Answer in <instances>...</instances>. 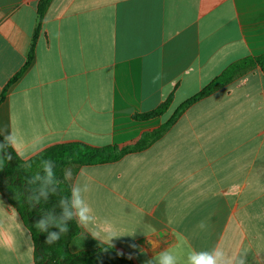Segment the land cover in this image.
Masks as SVG:
<instances>
[{"label":"crops","instance_id":"0c3cea01","mask_svg":"<svg viewBox=\"0 0 264 264\" xmlns=\"http://www.w3.org/2000/svg\"><path fill=\"white\" fill-rule=\"evenodd\" d=\"M40 1L0 0V134L19 140L23 160L68 142L132 145L228 65L264 54V0H50L10 82ZM72 173L95 216L72 252L112 245L145 264L154 251L183 261L219 245L264 264V71L194 103L144 150ZM0 264H35L1 192Z\"/></svg>","mask_w":264,"mask_h":264},{"label":"trees","instance_id":"16d2710c","mask_svg":"<svg viewBox=\"0 0 264 264\" xmlns=\"http://www.w3.org/2000/svg\"><path fill=\"white\" fill-rule=\"evenodd\" d=\"M49 2L50 0H41L38 3V26L32 38L28 61L10 82H14L22 74L33 57L42 18ZM256 68L264 71V54L231 63L206 87L204 86L198 93L182 102L174 115L160 128L143 134L132 145L122 148L115 145L95 147L83 142H68L51 146L28 160H23L10 147L5 146L3 150H0V192L20 215L31 234L35 264H135L130 256L112 245H101L88 251L72 252L71 242L81 232L75 220L67 221L69 231L57 242L51 245L45 243L47 233L38 232L34 225L41 219L52 223L62 216L64 212L62 200L69 198L71 192L64 169L69 164L83 166L116 162L127 154L144 150L161 138L188 107ZM5 91L6 89L0 97V103L4 99ZM170 102L171 99L153 113L135 117L149 119L158 116L165 112ZM3 144H5V138L0 134V145ZM6 155H10L11 159L5 158ZM46 166L51 167L54 172L50 181L46 178L44 171ZM50 231L58 232L59 229L52 227Z\"/></svg>","mask_w":264,"mask_h":264},{"label":"clouds","instance_id":"9594fccd","mask_svg":"<svg viewBox=\"0 0 264 264\" xmlns=\"http://www.w3.org/2000/svg\"><path fill=\"white\" fill-rule=\"evenodd\" d=\"M18 143L19 140L12 133H9L5 136V144L0 145V150H3L5 146L16 150ZM5 158L10 160L11 156L6 155ZM44 171L46 178L50 181L54 175L52 168L46 166ZM85 191H89V189L86 187ZM62 206L64 212L59 219L54 220L52 223L41 219L34 225L38 232L47 233L46 244L51 245L57 242L62 235L68 233L69 225L67 221L69 220H75L82 226H86L95 221L93 211L82 196L81 189L78 185L72 187L69 198L62 200ZM199 226L202 229L205 227L203 222ZM52 227L58 228L59 231H50ZM109 236L110 238H114L115 233L110 232ZM151 244L153 249L158 247L156 242H152ZM145 264H247V260L246 255H229L222 247L217 245L215 248L207 250L197 251L193 249L186 254L183 261L177 255L173 254L169 248L163 251H154V255L145 261Z\"/></svg>","mask_w":264,"mask_h":264},{"label":"rangeland","instance_id":"374dc122","mask_svg":"<svg viewBox=\"0 0 264 264\" xmlns=\"http://www.w3.org/2000/svg\"><path fill=\"white\" fill-rule=\"evenodd\" d=\"M77 167V165H72V164H69L65 169H64V175H65V178L66 180L68 181V178H70L72 176V171L74 170V168ZM67 175V176H66ZM69 183V181H68ZM81 234V232L76 236L78 237L79 235ZM75 237V238H76Z\"/></svg>","mask_w":264,"mask_h":264}]
</instances>
